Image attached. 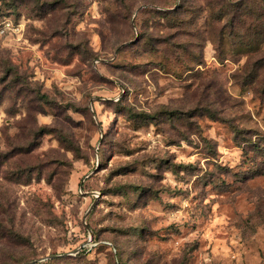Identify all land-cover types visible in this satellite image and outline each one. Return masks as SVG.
<instances>
[{
    "label": "rangeland",
    "instance_id": "rangeland-1",
    "mask_svg": "<svg viewBox=\"0 0 264 264\" xmlns=\"http://www.w3.org/2000/svg\"><path fill=\"white\" fill-rule=\"evenodd\" d=\"M0 264H264V0H0Z\"/></svg>",
    "mask_w": 264,
    "mask_h": 264
}]
</instances>
